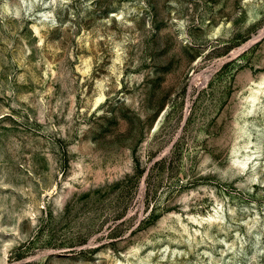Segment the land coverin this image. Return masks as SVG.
Here are the masks:
<instances>
[{
	"label": "rangeland",
	"instance_id": "rangeland-1",
	"mask_svg": "<svg viewBox=\"0 0 264 264\" xmlns=\"http://www.w3.org/2000/svg\"><path fill=\"white\" fill-rule=\"evenodd\" d=\"M263 76L264 0H0V264H264Z\"/></svg>",
	"mask_w": 264,
	"mask_h": 264
},
{
	"label": "bare ground",
	"instance_id": "bare-ground-1",
	"mask_svg": "<svg viewBox=\"0 0 264 264\" xmlns=\"http://www.w3.org/2000/svg\"><path fill=\"white\" fill-rule=\"evenodd\" d=\"M250 41H248L247 43H249ZM257 88L256 91H259L260 89L264 92V76L262 77L261 80L257 81ZM256 91H251V93L247 96V100L250 103V106H252L255 102V100L257 99V92ZM99 99V98H98ZM158 123V122H157ZM156 123V125H157ZM252 157L251 154L247 153L244 155L243 158H233V162L237 164V166L241 169L245 166L246 162L248 159H250ZM214 213H209L207 215H202V216H196L195 214H187L186 217L194 220V221H206L208 224L213 223L214 221L218 220L219 214H218V210L215 207L214 208ZM184 228H186V225L184 224ZM196 230V229H195Z\"/></svg>",
	"mask_w": 264,
	"mask_h": 264
}]
</instances>
